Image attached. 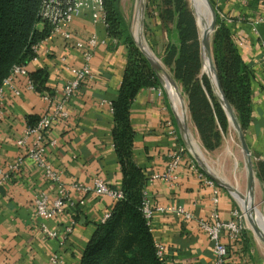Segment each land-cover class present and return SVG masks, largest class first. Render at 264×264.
<instances>
[{"label": "crops", "instance_id": "0c3cea01", "mask_svg": "<svg viewBox=\"0 0 264 264\" xmlns=\"http://www.w3.org/2000/svg\"><path fill=\"white\" fill-rule=\"evenodd\" d=\"M224 8L231 17L246 15L245 28L238 29L235 35L242 57L250 67L253 85L252 123L245 136L254 160L264 164V50L261 40L252 33V24L264 14V7L260 11L232 2ZM70 30L83 40L96 34L107 41L106 46L98 47L95 52L94 78L86 82L71 101L70 118L53 129L51 136L58 144L49 147L47 152L49 163L61 174L62 185L76 207L67 208L63 216L45 222L36 213L35 196L46 193L52 202L59 195V186L50 182L44 171L25 157L27 150L17 144L29 127L30 119L40 118L46 110L43 96L28 90L26 78L20 77L15 85L22 95L17 97L11 89L5 88L0 100V168L7 171L19 157H25L20 170L9 173L0 192V264H51V257L57 254L64 264H81L97 225L105 222L114 209L115 200L95 192H77L73 185L93 187L97 178L115 190L123 185L113 138L112 105L123 83L128 47L109 38L107 26L96 24L90 13L75 18ZM260 30L264 39V25ZM37 55V60L26 69L30 75L47 72V87L53 94L73 78L69 67L80 68L84 64L81 51L62 37L43 42ZM63 58L67 59L66 63ZM176 108L164 80L159 87L139 92L131 111L136 132L134 159L146 175L152 177L167 174L172 154L181 153L174 178L149 181L145 194L153 207H183L195 219L186 221L177 215L156 214L151 224L153 236L157 244L166 246L167 264H213L212 244L200 230L198 220L208 218L214 211L216 190L220 192L219 212L223 220L231 219L235 204L227 190L206 172L201 168L199 172L193 169L189 137L179 126L181 114ZM202 173L215 182V188L201 178ZM258 187L254 199L249 193L243 195L253 205L259 198ZM82 201L84 205H80ZM71 222H75L76 227L65 242L44 233L43 225L62 233ZM226 243L228 264H264L262 256L245 235L238 243Z\"/></svg>", "mask_w": 264, "mask_h": 264}, {"label": "trees", "instance_id": "16d2710c", "mask_svg": "<svg viewBox=\"0 0 264 264\" xmlns=\"http://www.w3.org/2000/svg\"><path fill=\"white\" fill-rule=\"evenodd\" d=\"M119 1L104 0V6L109 38L128 47L123 83L119 97L112 105L115 120L113 138L123 172L120 190L124 197L115 202L109 218L97 225L81 264H167L158 257L151 224L144 214L145 191L151 177L135 162L136 132L131 122V111L139 92L161 86V80L133 41L119 12ZM159 1L164 4V10L161 5L158 8ZM215 1L211 0L216 8ZM43 2L0 0V91L15 67H27L35 60L36 50L51 34L47 23L40 28ZM151 5L162 28L169 29L168 23L174 25L178 45L170 43L166 46L163 62L172 69L175 80L188 95L191 117L202 144L208 151H214L221 146L222 138L229 133L231 125L212 80L203 74L202 45L195 16L187 0H151ZM224 7L220 9L225 11ZM248 7L261 11L264 0H252ZM245 23L230 25L223 20L212 46L219 82L244 133L252 123L253 85L250 67L242 57L235 35L238 29L245 28ZM30 77L37 93L42 96L53 94L47 87V72H38ZM39 120L30 119L29 127H35ZM257 176L264 185L263 163H258Z\"/></svg>", "mask_w": 264, "mask_h": 264}, {"label": "built area", "instance_id": "2783aa9c", "mask_svg": "<svg viewBox=\"0 0 264 264\" xmlns=\"http://www.w3.org/2000/svg\"><path fill=\"white\" fill-rule=\"evenodd\" d=\"M215 2L218 15L221 16L228 24L233 25L245 23L247 20L246 15L228 17L225 12L226 10L224 11L223 9H220V7L232 2H240L244 8H247L252 0H216ZM85 13H90L96 24L102 23L106 25L104 0H44L40 12L42 26L47 23L51 28V34L46 41H53L57 37L64 38L66 42L72 44L76 49L81 51L84 61L83 66L80 68L69 67L73 78L66 82L62 89L56 91L55 94L52 95L48 93L43 95V100L46 104L44 114L40 117L38 124L33 128L28 127L24 136L17 141L19 147L27 150L25 157L32 159L38 167L44 171L46 178L50 182L59 186V195L52 202L46 193H39L34 198L36 213L44 222L56 220L65 214L67 208L76 207V203L71 201L66 188L62 185L61 174L57 172L49 163L47 152L49 147H55L58 144V141L53 139L51 136L53 129L60 123H63L70 118L69 110L71 101L78 94L80 88L86 82L94 78L92 61L97 48L107 45V41L101 40L96 34L91 35L86 40L77 38L73 35L70 30L73 20ZM262 25H264V14L260 15L255 23L252 24V33L261 40L260 45L264 50V39L262 38L260 30V26ZM38 49L36 50L37 54ZM37 58L38 55L35 60H37ZM62 61L66 63L67 59L63 58ZM20 77L26 78L28 90L36 91L35 83L31 79L26 67L17 66L14 68L11 76L5 81L4 86L1 89L0 100L3 96L5 88L11 89L13 94L17 97L22 95L21 90H19L15 85L16 80ZM1 117L2 116L0 115V119ZM25 157H19L14 164L8 167L7 171L0 168V192L9 178V173L19 171ZM171 157L172 163L169 167L168 173L165 175H153L150 178L151 182L158 180L170 181L174 178V173L179 167L182 159L181 153H174ZM192 167L197 172H199L201 168L196 163L194 158L192 160ZM201 178L205 179L206 183L210 187H216L215 182L207 178L205 174L202 173ZM73 189L83 194L95 192L100 196H108L114 199L115 202L123 199L124 197L121 190L110 188L109 185L101 178H97L95 180L93 187L82 184H74ZM220 203V192L216 190L213 200L214 211L208 218L199 219L198 225L200 230L208 236L212 244L214 252L213 264H228L229 249L226 242H238L242 238L245 228L240 212L236 208L232 211L230 220H223L219 212ZM80 205H84V202L82 201ZM144 214L149 224H152L156 214L177 215L183 217L186 221H193L195 219V216L188 213L183 207H153L147 198L144 204ZM75 227L76 223L71 222L65 227V230L62 233L51 231L45 225H43V230L48 237L53 239L60 238L62 242H65L66 239L73 234ZM166 253V246L157 244V254L161 260L166 259ZM51 264H64V262L61 256L57 254L51 257Z\"/></svg>", "mask_w": 264, "mask_h": 264}, {"label": "rangeland", "instance_id": "374dc122", "mask_svg": "<svg viewBox=\"0 0 264 264\" xmlns=\"http://www.w3.org/2000/svg\"><path fill=\"white\" fill-rule=\"evenodd\" d=\"M141 0H120L119 1V12L121 17L124 19L129 33L133 39V41L138 42V33H137V22L140 19V38L148 50V52L153 53L157 59L161 62V66H163L165 72L170 75L175 83L177 84L179 91L181 92L184 104L186 107L187 117H188V124L190 126V135L193 137L191 138V144L193 149L198 152L202 153L203 157L206 159L208 163V167L210 173L222 180L226 185H229L235 188L237 191L242 193V195H247L248 191V169H247V162L245 156L242 151L241 142L239 139L238 132L235 130L233 126V122L231 120V127L229 133L224 135L222 138L221 146L218 147L214 151H208L204 145L202 144L197 128L193 122L191 117L190 108H189V98L188 95L185 93L182 85L178 83L175 78L172 69L168 68L163 62V55L165 52L166 46L170 43L178 45V36L174 31V25L169 24V29L160 25V20L157 17L156 10L153 5H151V0H144V9H141ZM189 8L193 12L197 26L200 32V38L203 32L210 27L212 23V16L211 11L205 0H187ZM158 8L160 7L164 10V4L159 1ZM221 22H223V18L220 16V22L217 24V30L212 35V46L213 40L218 29L221 26ZM135 42V43H136ZM137 44V43H136ZM213 49V47H212ZM203 74L207 76H211L213 81L216 80L213 72V65H212V57L209 56L207 52H204L203 55ZM160 66V67H161ZM164 72V73H165ZM210 78V77H209ZM175 106L179 110L181 116L183 117V101L179 96V93L175 94L174 96ZM195 145V146H194ZM195 147V148H194ZM254 160V157H253ZM255 170L257 173L258 162L254 160ZM258 187V194L259 198L255 204L256 210L259 214L261 220L264 219V185L260 181L257 176V183L256 189ZM255 189V194L257 190ZM228 192V191H227ZM228 194L231 196L235 208L240 212L242 217V222L245 228V236L248 240L252 243L254 248L260 253L264 260V227L261 222H255V228L252 225V212L239 200L235 195H231L229 192Z\"/></svg>", "mask_w": 264, "mask_h": 264}, {"label": "water", "instance_id": "95a60500", "mask_svg": "<svg viewBox=\"0 0 264 264\" xmlns=\"http://www.w3.org/2000/svg\"><path fill=\"white\" fill-rule=\"evenodd\" d=\"M205 2L207 3L209 10L211 11L212 23H211L210 27L207 28L203 32V34L201 35L202 58H203L204 52H207L209 54V56L212 57L213 72L215 73V79H216V83H217L216 86L214 85V88H215V91H216L218 97L220 98V100L223 104V107H224V109H225V111L229 117L230 123L232 120L235 130L238 132L239 139H240L241 146H242V151H243V154H244L246 162H247L248 191H249L250 196L254 199L255 198L256 183H257V173L255 170L253 156H252L251 150L249 148L245 133H244L242 126L239 122V119L236 115V112L224 94L223 88H222V86L219 82V79H218L216 66H215L214 60H213L212 35L217 30L218 12H217L216 8L214 7V5L212 4L211 0H205ZM135 42H136V40H135ZM137 45L140 48V50L142 51V53L149 60L150 64L153 66L155 71L157 72V75L159 76L160 80L163 81L164 80L163 76L159 73V70L157 69L158 66H161V62L157 59V57L153 53L147 52V50L144 47H142V45H140L139 43H137ZM161 68L165 72L163 66H161ZM165 74H166L169 82L177 90V92L179 93V96L181 97V100L183 101V110L182 111L183 112L185 111V113L183 114V117L181 118V120H180V118L178 119V122H179V126H181V128L188 134V137L190 138V128H189L188 117H187V112H186L187 110H186V107L184 105L183 96H182L181 92L179 91V88H178L177 84L175 83V81L173 80V78L170 75H168L166 72H165ZM190 141L191 140L189 139L191 153H192L194 160L197 162V164L201 167V169L204 172H206L209 175V177H211L221 187L225 188L233 196V194H232L233 187L226 185L224 182H222V180L213 176L210 173V170L208 168V163H207L206 159L203 157V154L201 152L198 153L196 150H194ZM263 242H264V240H263Z\"/></svg>", "mask_w": 264, "mask_h": 264}, {"label": "bare ground", "instance_id": "6f19581e", "mask_svg": "<svg viewBox=\"0 0 264 264\" xmlns=\"http://www.w3.org/2000/svg\"><path fill=\"white\" fill-rule=\"evenodd\" d=\"M140 5H141V9L143 10L144 9V0H141L140 1ZM137 33H138V40H139V44L140 45H142V47H144L145 49H146V47L144 46V44H143V42H142V40H141V38H140V31H141V26H140V19L138 20V22H137ZM138 43V42H137ZM147 50V49H146ZM147 52H148V50H147ZM158 70H159V73L163 76V79H164V82H165V84H166V87L168 88V90H169V92H170V94H171V96H172V98L174 99V94H177L178 92H177V90L173 87V85L169 82V80H168V78H167V76H166V74L164 73V71L162 70V68L160 67V66H158V68H157ZM214 76H215V73H214ZM209 77H210V79L212 80V82L214 83L215 81H213V79L211 78V76L209 75ZM216 80V79H215ZM217 84V83H216ZM214 85H215V83H214ZM174 102H175V100H174ZM177 109V108H176ZM178 111V110H177ZM181 118H182V116H181ZM191 138L193 139V137L190 135V140H191ZM193 141V140H192ZM191 141V142H192ZM194 142V141H193ZM193 142H192V144H193ZM195 146V145H194ZM195 148V147H194ZM196 150V149H195ZM209 168V167H208ZM232 194L233 195H235L236 197H237V199H239L251 212H252V225H253V227L255 228V222L256 223H259V222H261V224L263 225V227H264V219L263 220H261L260 219V217H259V214H258V212H257V210H256V207H255V205H253L252 203H251V201L249 200V199H247L245 196H243L240 192H238L235 188H233V190H232ZM256 229V228H255ZM263 235H264V232H263Z\"/></svg>", "mask_w": 264, "mask_h": 264}]
</instances>
